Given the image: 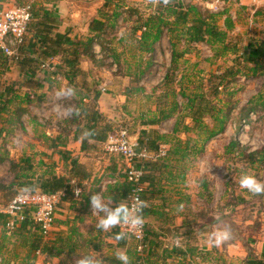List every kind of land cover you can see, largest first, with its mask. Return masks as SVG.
Returning a JSON list of instances; mask_svg holds the SVG:
<instances>
[{"label":"rangeland","instance_id":"rangeland-1","mask_svg":"<svg viewBox=\"0 0 264 264\" xmlns=\"http://www.w3.org/2000/svg\"><path fill=\"white\" fill-rule=\"evenodd\" d=\"M20 1L35 3L34 5L38 3L37 0ZM204 1L185 0V3L195 4L203 11V8L206 9ZM157 4H154L149 11L143 7H134L127 10L126 13L119 5L117 10L120 15L117 17L116 23H113V20H107L104 31L96 32L97 37L93 45L94 58L82 57L81 64H79L80 71L73 82L74 86L69 82L64 83L62 79H51V82L46 83L49 86L44 85V87L34 79H24L20 81L21 83H17L16 88L23 95L25 94L20 101L27 113H23L20 120L16 119L15 110L18 102H14L9 107L10 111L6 115V119L0 120V127L5 129L0 137L1 185L9 186L20 168L29 173L31 180L50 172L65 173L66 176H69L63 161L66 160L65 155L71 156L65 147L75 146L78 140L82 141L87 130L85 113L78 107V105H82L79 103L80 101L88 103L94 111L101 112L103 119L112 124L113 128L109 133L127 128L129 133L134 134L138 131L141 133L144 127L154 128L142 125L141 120L151 118L158 109L168 106L172 100L165 96L166 86L163 84L164 77L171 65L172 47L165 34L167 30L164 29V35L157 43L155 50L138 51L137 31L134 29L139 25V18H146V14L155 11ZM35 7L38 8V5ZM110 8L115 9L116 7L103 5L102 8H98L97 15L100 17L102 9L110 18L113 16ZM260 9L264 10V4L259 5L256 12ZM223 11L226 13L219 16L221 19L219 18L218 21L226 17V14H230L235 20V25L242 28L241 31L234 29L235 33H230V40L233 43L236 42L239 50L236 53H228L226 56L215 58L212 48L206 43L193 44L190 46L192 52H189L186 59H181L180 68L192 79L195 78L196 73L203 78L205 90L210 84V81L207 80L209 75L221 74L230 67L235 71L238 70L239 73L235 78L232 76L227 78V81L230 82H226V89L223 87L219 89L229 91L231 88V92L233 90L236 92L230 97L233 98L234 109L230 114L225 131L210 140L205 145L203 153L196 154L191 149V155L186 156L182 163L187 173L191 174L194 181L199 184L200 194L198 193V197L200 199L197 198L192 203H196V206L199 207L200 229L201 225L210 223L213 225L210 229L211 234L219 229L229 228L233 237H246L249 242L255 243L261 231L264 232L263 202L257 196L248 193L246 189H241L239 181L243 174L253 175L259 181H264V162L257 160V162H251L243 156L264 147V75H254L249 70L254 66V62L248 60V56L253 54V50L250 51L247 46V44L252 45L255 40H261L264 37V12L259 17H256V12L254 13V24L252 25L249 23L251 12L245 3L241 4L240 1L231 0ZM34 12L36 10L33 9ZM123 36L125 39L123 43H120V38L122 39ZM96 45L98 47L95 49ZM68 46L66 45V47ZM17 55L14 56L17 57ZM4 57H8L11 61L13 56H6L0 52V78L2 79L0 88H3L12 76L7 75V79H5L7 73L5 66L7 65L3 61ZM56 60L58 63L52 62L55 68L57 66L60 69L66 67V65H62L60 57H57ZM196 64L197 67H194ZM42 68L45 69V67ZM42 68L41 71L44 72ZM181 70L177 73L178 77L182 74ZM11 71L9 70V72ZM44 75L46 78L49 73L46 71ZM12 83L15 81L11 80L9 84ZM173 85L176 86V83ZM86 87L92 94L97 91L101 93L98 102L93 98H82L86 94V89L84 91ZM69 88L74 90L72 94L57 95L61 91L67 92ZM79 93L81 94L79 95ZM226 94L220 93L219 99L228 98V93ZM178 99L182 101L180 96ZM251 106H256L254 112L249 110ZM74 110L79 113L78 119L82 121L80 125L72 121ZM82 111L83 113H81ZM104 120H101V124H105ZM187 121L188 119H186ZM206 121L210 125L213 124L210 118H207ZM172 123L169 121L162 127L170 128ZM58 136L60 137L57 138ZM50 137L51 139H48ZM188 138L191 139V144L196 141L199 146L203 144L204 136L200 137L196 132L186 134L184 140ZM55 141L61 147L56 148ZM232 141H237L240 144L238 148L228 150ZM91 143L93 142L88 141L87 144ZM63 151L67 153L62 154ZM12 161L21 167L13 169ZM77 182L79 181L77 180ZM80 184L83 189V183ZM15 193V187L0 190V208L6 206ZM65 196L59 203L60 206L61 203L66 202L65 199L68 197L66 192ZM75 198L80 197L75 196ZM75 200V203L79 202L78 199ZM77 208L78 210L84 209ZM238 225L241 228H238ZM87 226L89 225H84L87 231L85 235L90 239L80 240L78 251L70 252L61 243H57L60 251L54 250L53 254L39 251L36 253L33 264H72L73 257L78 254H91L100 258L102 264H105L109 258H115L117 251L123 250V247L118 245L115 248V245L110 242L114 238L110 231H100L95 228V225H91L93 228ZM2 227L0 225V264H30L32 260L30 261L26 257L28 249L24 246L25 238L20 235L21 232L17 231L14 233L15 235H8ZM241 233L242 235H240ZM57 238L55 235L54 242L57 241ZM86 240H90V242ZM131 247H135L134 244Z\"/></svg>","mask_w":264,"mask_h":264},{"label":"trees","instance_id":"trees-1","mask_svg":"<svg viewBox=\"0 0 264 264\" xmlns=\"http://www.w3.org/2000/svg\"><path fill=\"white\" fill-rule=\"evenodd\" d=\"M114 1L125 0H107L104 6L109 7L110 5H113ZM117 7L118 6H116L115 9L110 8L113 15L110 17L111 19L104 12V10L101 9L100 17L102 20H94L90 25L93 35L77 42L69 37V32H66L65 34L54 32L53 30L57 24L56 18L49 15L44 16L42 19L40 18L36 21L35 35L31 39H28L27 34L25 44H27L28 40L29 42L26 48V55L24 57L13 56L11 61L8 57H4L3 61L7 66L11 65V63H15L19 65L22 70L26 69L27 73L35 75L37 70H41L42 63L45 60L60 57L62 65H66V67H62L60 69L58 66L54 69V71L57 70L56 72L62 74L68 80L69 84L74 86L73 82H75V76L80 71L79 64H81L82 57L90 56L91 58H94L95 55L93 52V45L95 44V38L97 37L96 32L102 33V31H104L105 21L113 20V23L116 22L117 17L120 15ZM156 7L155 11L151 12L146 18H139V25L136 26L134 30H142L141 37L137 40V45L141 51L145 52L154 50V45L160 40L164 28H167L168 32H170V43L172 47L171 65L164 77L163 84L166 86V89H164L165 96L172 98V100L168 106L158 109L153 116H151V118L141 120V123L145 126H156L170 118L176 117L177 115L173 131L174 146H170L167 155L170 153L171 156H180V158L184 159L186 156L191 155V149H193V152L196 154L203 153L205 145L217 135L225 131L230 114L234 109L233 98L230 97L236 92H234V90L231 92V88H229V91H221L219 89L221 87L226 89V82H230L229 80L227 81V78L230 76L235 78L236 74L239 72L238 70L235 71L232 67H230L221 74L209 75L207 80L210 81V84L207 87V90H205L204 79L198 76L197 73L194 79L188 77L181 70L180 61L191 51L190 46L192 44L206 43L212 48L215 58L226 56L228 53H236L239 50L238 46L236 42L233 43L230 40V33H233L236 25L230 14H226L224 20L225 27L222 28L219 25L218 19L220 18L219 16L224 15L226 11L221 13H213L207 10L202 11L197 5L185 4L182 0H171L167 6L157 4ZM262 12H264V10L259 13ZM66 45L69 46L66 47ZM252 46L254 48L253 54L248 56V60L254 62V66L249 68V70L254 75H264V37L261 40L254 41ZM27 53H29V55ZM194 67H197V64ZM179 70L182 71L180 77L177 75ZM233 79L231 80L232 83ZM9 83L10 81L8 84H5L3 88H0V120L2 118L6 119V115L9 114L10 111L9 107L14 102H18L15 115L17 116L16 119L20 120L22 114L27 113L26 108L21 106L22 102L20 101V99H23L25 94L23 95L20 90L16 88V85L17 83L19 84V82L15 81V83H12L11 85ZM174 83H176V86L173 85ZM192 84L193 86H191ZM85 89L86 94L82 98L88 97L93 98L96 102L99 101L101 96L99 91L92 94L89 88H84V91ZM220 93H228V98H225V100L219 99ZM80 94L81 93H79V95ZM179 96L182 101L178 99ZM79 103L82 105H78V107L83 109L85 113L86 131L92 133V135L88 138H85L84 136L82 138V148L89 150L93 143L87 144L88 141H95L97 143L104 144L113 127L110 122L103 119L101 112L91 109L88 103H82V101ZM249 110L254 112L256 110V106H251ZM83 111L81 113H83ZM78 116L79 113L77 110H74L72 112V121L77 122V124L80 125L82 121L78 119ZM207 118H210V120L213 121L212 125L208 124L206 121ZM186 119H190V122L187 123ZM101 120H104L105 124H101ZM4 131L5 129L0 127V137L3 135ZM180 132L188 134L196 132L197 135H200V137L204 136L202 146H199L197 141L194 144H191V139L189 138L187 140H183L178 135ZM165 137L166 135L160 134L156 128H144L141 130L139 136V147H146L149 151L156 154L159 150L160 144L166 141ZM239 144L240 143L237 141H232L228 146V150L238 148ZM55 145L57 147V144ZM66 153V151L62 152V154ZM65 156L66 159L69 160L67 165L70 166L68 173L70 178H68L69 176H66L65 174L50 172L47 175L42 174L35 180H31L29 173L20 168V171L16 173L15 178L10 185L6 186L0 184V190L15 187L16 193L13 195L12 199L21 192H34L41 190L48 193H54L59 190H64L68 196V199L66 198L65 201H70L71 203L75 202V199H78L75 198V188L80 186V183H83L81 176H83L86 171L85 169H82L83 165L78 162L77 159L67 157L68 155ZM243 156L251 162H264V147L260 150L244 154ZM167 159L161 160V158L158 159V157L155 158V156H152L150 159L145 160L144 164L146 166V173L143 180L148 183L156 181V178L158 177L156 171L160 170L161 172L163 168L168 167ZM11 165L13 169L18 168L19 166L21 167V165L18 163L16 164L13 161L11 162ZM136 166L140 167V164H136ZM72 179H75V181L73 182ZM77 180L79 182H77ZM117 189L122 195V198L126 200L130 189V183L126 180L123 184L121 183ZM257 197L262 200L264 207V195H258ZM144 200L146 203L145 197ZM88 201L90 202V200ZM145 208L143 209V214L146 211ZM0 225L3 226V230L8 235H13L17 231L21 232L20 235L25 238L24 246L28 249L26 257L28 260H32L30 264H33L35 261L36 253L38 251H42L45 254H53L54 250H57L58 252L59 248L57 247V243L59 242H66L69 251H73L74 247L71 242L75 243V237L79 235L78 228L76 226H72L70 228L69 234L66 238L63 237L62 232H57L56 234L51 233L50 237L45 239L33 223H25V225L20 229L11 233H8L1 217ZM201 228L203 229L204 225L201 226ZM238 228H241V226L238 225ZM114 231H116L117 234L118 231L116 228L113 229L112 232L114 233ZM55 235L59 239L54 242L53 239L55 238ZM240 235H242V233ZM240 239L246 243V249L249 253L248 258L250 257V259H253L252 262L254 264H264V257L260 259H254L251 257L254 249L250 243L247 242L248 239L246 237H242ZM123 240H119V244L125 245V241ZM60 249L62 248L60 247ZM144 252L145 251H143V253ZM143 253L137 251L135 247L128 249L127 254L130 258V264H136V260L138 261L139 258L145 257ZM147 256L149 257L151 255L147 254ZM106 261L109 264H121V262L115 258H109Z\"/></svg>","mask_w":264,"mask_h":264},{"label":"crops","instance_id":"crops-1","mask_svg":"<svg viewBox=\"0 0 264 264\" xmlns=\"http://www.w3.org/2000/svg\"><path fill=\"white\" fill-rule=\"evenodd\" d=\"M24 2L25 1L20 0H0V11L8 6L31 3ZM37 2L38 3L36 5H34L35 3H32L34 6L33 9L36 10V12L33 13V19L29 25L28 39H31L35 35L36 21L49 15L57 20V24L53 30L54 32L60 34L69 32V37L72 40L79 41L86 39V36L93 35L90 25L94 20H102V18L97 15V12L98 8H102L105 0H37ZM242 3L249 6L251 0H242ZM154 4L156 3H153L152 0H125L113 2L114 7L120 5L125 13L127 10L134 7H143L149 11ZM37 5L38 8L35 7ZM260 11H262V9L256 12V17L263 14L259 13ZM149 14L146 15L148 16ZM230 16L233 18L232 15ZM224 20L225 17L219 21V25L222 28L225 27ZM253 24L254 20L252 25ZM164 29L167 30L165 34L170 40V32H168L167 28ZM235 29H240V31L242 30L239 25H236ZM139 31H137L136 36ZM233 33H235V31H233ZM163 35L164 33L162 36ZM124 39L125 36H123L122 39L120 38V43H123ZM138 39L139 38L137 36L136 41ZM28 42L21 48L20 54H18L17 57H24L26 55ZM158 42L155 43L154 48ZM247 46L250 51L254 49L250 44H247ZM108 49H111L110 46ZM113 50L114 49L112 48V52ZM138 51H141L139 47ZM114 53L116 52L114 51ZM27 54L29 55V53ZM189 54L190 53H187L186 56ZM186 56L184 57L185 59ZM54 61L57 62L56 58H49L44 61L49 62L50 64V67H45V69L42 68L44 72L47 71V73H49V76L46 75V78L44 72L41 70H37V73L32 75L31 73H27L26 69L22 70L19 65L14 63L5 66V69L7 70L5 79H7V75H12L10 79L18 82L24 79H34L38 81L39 84L41 83L40 86L43 85V87L44 85H47L46 83L51 82V79H62L64 83H67L68 80L62 74L56 72L57 70L54 71V69H56L52 64ZM9 70L12 71L9 72ZM1 80L2 79L0 78V81ZM6 83L8 84V82ZM169 121L173 122V125L170 128L162 127ZM187 122H190V119H188ZM175 123L176 117H173L162 122L161 125L151 126L158 129L160 134L166 135V141L163 143L168 145V150L170 146H174L173 131ZM186 134L188 133L180 132L178 135L184 140ZM130 135L139 139L140 131L134 134L130 133ZM59 137L60 136L57 138ZM48 139H51V137ZM92 142L94 144L89 150L82 148V141L80 140L76 142L75 146H71L72 148H68L67 146L65 147V149L70 152H68V154L77 159L78 162L83 165L82 169H85L86 171V173L81 176L84 187L81 194L77 196L80 197L78 198L79 202L71 203L70 201H66L65 203H61V206H59L56 211L57 223L54 231L52 232L55 234L57 232H62L63 237L66 238L69 234L70 228L72 226H76L78 228L79 235L75 237V243L71 242L74 247L72 252L78 251L77 248L81 243H79L80 240H83L84 238L90 239L86 238L85 233L87 231L84 228V225H89L87 226L88 228H93L91 225H95L96 222L94 221H97V218H100L101 215L93 213L91 207L89 206L90 202L88 200H90L91 194H101L106 201L110 200L113 206L125 202V199L122 198V195L117 188L121 183L123 184L127 180L125 175V170L128 165L127 161L122 156L106 152L105 144H100L95 141ZM55 143L58 144L57 141H55ZM59 147L61 146L58 144L56 148ZM160 158L161 160L169 158L167 159L168 167L163 168L161 172L160 170L156 171L158 176L156 181H153L152 183L147 182L148 188L145 195L147 207L145 208L146 211L143 214L147 229L145 252H142L145 257L139 258L138 261L136 260V264H254L252 262L253 259H250V257L248 258L249 253L246 249V243L238 237L236 238L232 236L230 240L226 241L219 247H216L209 242V236L211 235L210 229L213 225L206 223L204 224V228L200 229L198 218L199 207L196 206V203H192V201L197 200V198L200 199V197H198V193L200 194V189L198 187L199 184L194 181L191 174L187 173L182 163V160L185 158L183 159L180 158V156L174 155L171 156L170 153L167 156L158 157V159ZM68 161L69 160L66 159L63 163L69 173L70 166L67 165ZM75 179H72V181L74 182ZM77 207L84 209L78 210ZM113 229L109 230L110 233ZM111 236L114 238L111 237L112 239L110 242L115 245V248L119 245L123 247L122 251L127 253L128 249L134 248L131 247L134 244L135 249L137 250V243L133 239L125 238L123 240L125 241V245H122L115 239L116 231H114V233L112 232ZM58 239L59 238H57V240ZM86 241L90 242V240ZM249 243L254 249L252 251L253 254H251L252 258L259 259L264 257L263 231H261L260 235H258L255 243ZM58 244H60V242ZM61 245L64 248H68L66 242L61 243ZM147 254L151 256L148 257ZM105 264L109 263L106 261Z\"/></svg>","mask_w":264,"mask_h":264},{"label":"built area","instance_id":"built-area-1","mask_svg":"<svg viewBox=\"0 0 264 264\" xmlns=\"http://www.w3.org/2000/svg\"><path fill=\"white\" fill-rule=\"evenodd\" d=\"M185 3V0H182ZM231 0H205L206 9L213 13L224 12L227 3ZM240 1L242 0H234ZM264 4V0H251L248 10L251 12L250 23H253V15L259 5ZM33 19L32 3L24 5H12L0 11V51L6 55L14 56L20 54L22 46L25 44L29 30V25ZM140 30L138 38L141 37ZM96 45L94 48L96 49ZM42 67H50L49 62H43ZM105 151L122 156L127 161L125 175L130 183V189L125 203L131 205L137 198L144 201L148 183L143 180L146 173L145 160L150 157H163L168 153V145L161 143L158 152L152 153L146 147L140 148L139 141L131 140V135L127 128H121L117 132L108 134L105 141ZM136 164H140L137 167ZM82 192L81 186L75 188V196ZM65 196L64 190L48 193L41 190L34 192L18 193L6 206L0 208V216L8 233L15 232L25 223L35 224L39 233L45 238H49L54 231L56 223V210L59 203ZM118 232L128 233L127 237L137 243V251L145 250L146 222L139 229H130L127 225L121 224L116 227ZM39 252V251H38ZM37 252V253H38Z\"/></svg>","mask_w":264,"mask_h":264},{"label":"clouds","instance_id":"clouds-1","mask_svg":"<svg viewBox=\"0 0 264 264\" xmlns=\"http://www.w3.org/2000/svg\"><path fill=\"white\" fill-rule=\"evenodd\" d=\"M153 3L163 4L167 6L171 0H152ZM73 89L69 88L67 92L61 91L57 93L58 96L72 94ZM92 133L86 131L84 137L88 138ZM241 189H246L248 193L258 196L264 195V182L259 181L256 177L249 174H243L239 181ZM90 206L93 213L101 214L100 218L95 224V228L107 232L121 224L127 225L130 229H139L145 223L143 216V209L147 204L137 198L131 205L128 203H119L115 206L112 202L106 201L99 193L91 194ZM128 233L118 232L115 236L116 240H123L127 237ZM232 238V233L229 228L219 229L209 236V242L216 247L221 246L226 241ZM115 259L120 261L121 264H130V258L125 251H117ZM72 264H102L100 258L91 254H78L73 257Z\"/></svg>","mask_w":264,"mask_h":264},{"label":"water","instance_id":"water-1","mask_svg":"<svg viewBox=\"0 0 264 264\" xmlns=\"http://www.w3.org/2000/svg\"><path fill=\"white\" fill-rule=\"evenodd\" d=\"M106 1H107V0H105L104 4L106 3ZM100 8H101V7H100ZM131 140H133V141H135V140L138 141L139 139H137V138L131 136Z\"/></svg>","mask_w":264,"mask_h":264}]
</instances>
